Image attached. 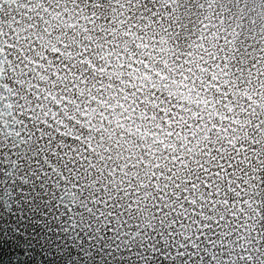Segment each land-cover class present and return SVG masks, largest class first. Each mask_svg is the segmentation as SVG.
I'll use <instances>...</instances> for the list:
<instances>
[{
    "label": "clouds",
    "instance_id": "obj_1",
    "mask_svg": "<svg viewBox=\"0 0 264 264\" xmlns=\"http://www.w3.org/2000/svg\"><path fill=\"white\" fill-rule=\"evenodd\" d=\"M76 2L0 0V252L8 251L0 264H250L248 254L251 264H264L260 218L245 206L251 220L245 219L239 201L233 206L223 203L227 173L216 178L209 192L203 183L205 174L197 167L200 161L213 165L215 149L220 146L225 147L224 156L232 154L231 146L226 144L229 135L246 143L245 133L252 131L242 126L238 130L230 127L227 133L210 129V124L218 123L223 128L225 123L217 117V112L224 115L225 110L216 101L215 81L209 83L213 75L220 77L221 84L232 79L212 67L225 55L231 64L227 71L238 79V86L232 85L233 102L238 106L231 115L245 117L240 108L245 106L243 93L248 91L259 101L256 112L264 116V76L259 82L256 78L258 71H264V0H191L205 5L203 15L210 25L204 40L196 41L201 46L190 47L191 40L182 35L180 51L185 55L180 59L159 51L148 57L153 74L157 69L167 74L163 80L151 81L159 91L157 99L162 96L164 107L169 111L175 108L179 117L173 125L176 135L163 137L167 148L159 143L161 137L151 135L160 121L144 118L143 107L133 113L127 101L124 107L119 103L125 99L123 90L129 88L127 81L133 76L139 77L133 87L149 83L143 66L131 74L121 68V62L128 64L125 56L143 54L134 47L137 41L125 37L118 24L97 20L94 26L75 12L65 11ZM125 2L119 0L120 4ZM144 2L135 0L138 4ZM163 2L148 0L149 5ZM181 2L188 4L189 0ZM79 3L87 4L88 0ZM104 3L105 8L97 11L112 16L108 6H116V0ZM102 24L108 36L99 31ZM13 29L14 34L9 36ZM154 30L155 26L141 33L145 43H152ZM89 38L92 50L100 53L92 57L99 68L87 73L90 91L84 85L71 87L74 80L79 82L71 74L53 82L57 69L33 62L59 39L67 40L75 50L76 45L87 44ZM12 41L17 42V48L8 49ZM33 44L37 47L30 50ZM182 60L189 63L182 64ZM254 61L257 67L249 73ZM237 67L244 70L242 74L234 71ZM83 68L76 65L77 70ZM248 79L251 84L245 83ZM151 91L147 88L145 96ZM62 95L70 98L66 107L55 103L54 98ZM77 100L85 106L88 118L97 120V128L101 114L109 116L100 139L92 141L94 150L86 153L79 145L77 152L68 150L67 138L58 135L59 123L45 126L42 134L39 131L46 119L64 121L67 129V113L77 114ZM257 147L264 149V143ZM80 155L90 159L81 161ZM248 155L254 157L256 153ZM260 155L264 159V151ZM170 156L178 159L173 162ZM246 164L237 161L239 170L234 173L233 183L241 171H251ZM255 166L262 167L259 163ZM157 186L166 193L160 202L165 211L153 207L159 196ZM217 187L220 197L213 203ZM251 191L249 188L248 193ZM233 207L239 219L231 216ZM205 217L224 218L215 227L218 235L211 245L205 243L208 237L197 236L199 228L194 223ZM174 219L183 226L176 227ZM201 254L203 261L196 259ZM211 255H215L214 261L207 259ZM242 255L245 259H238Z\"/></svg>",
    "mask_w": 264,
    "mask_h": 264
},
{
    "label": "snow or ice",
    "instance_id": "obj_2",
    "mask_svg": "<svg viewBox=\"0 0 264 264\" xmlns=\"http://www.w3.org/2000/svg\"><path fill=\"white\" fill-rule=\"evenodd\" d=\"M105 8L104 0H88L87 4L79 3V0L73 5L72 9H65V11H72L77 14L80 19L87 20L92 25H96L97 20L103 21V24L113 23L122 26V31L125 37L135 39L137 42L134 45L135 48L141 49L143 54H129L125 56L121 52V56H125L128 59V64L124 65L121 62V68H127L129 73H135L140 71L141 66L144 68L143 75L149 81L148 84L141 83L139 87H133V81L139 79V77L133 76L132 79L128 80L127 83L129 88L124 91V100H121L119 103L121 107H124L125 101L128 105H131V111L135 113L137 108L143 107V116L149 121H160L156 125L155 130L152 131V136H159L161 143L165 148L167 144L163 137L173 138L176 135V132L173 129V125L176 120L179 118L177 116V110L172 108L171 111L168 108L164 107L163 97L159 95V91L154 84H151L153 79H165L167 74L163 71L157 69L155 74L152 72V64L149 62L148 57L155 56L157 51L160 53L168 52L176 59H180L181 56L185 55L180 51L181 36H184L185 40H191V46L200 47L197 45L196 41H203L205 38V31L209 29L210 25L205 22V17L203 15V9L205 8L204 4L192 3L189 0L188 4H183L181 0H164L162 4L152 3L149 5L148 0H145L144 3L138 4L135 3V0H126L125 3L120 4L119 0H116V6H108V11L113 15L108 16L105 13L98 12L97 10H103ZM135 13V16H133ZM83 14V15H81ZM117 16L124 17L122 19H117ZM47 23V22H46ZM103 24L101 25L99 31L102 32L105 36H108V32L104 30ZM155 30L152 33L151 40L152 43H145V37L141 34L142 32H147L148 29L153 28ZM117 29L113 28L112 31ZM139 30V31H137ZM84 31L87 32V27L84 28ZM166 33V35H161ZM199 33V35H196ZM2 34V33H0ZM14 34L13 31L9 32V36ZM51 35V33H49ZM196 35V39H191ZM59 36V33H57ZM217 39H220L219 35L216 36ZM111 43V41H108ZM118 44V42H117ZM37 45L33 44L30 50H34ZM94 45L89 38L87 44H78L75 46L69 45L68 41L65 39H59L54 46L48 50H45L43 57H37L34 63H41L46 68L52 67L57 69L53 73V82L55 78L71 74L79 78V82L74 80L71 84L73 88H79L81 85L87 87L90 91L91 86L88 85V76L87 73L89 70L95 71L99 68V65L93 63L92 57H99L100 53L93 51ZM206 47V46H205ZM8 49L17 48V42L12 41L7 44ZM23 52V49H20ZM187 55H190L187 54ZM70 59H64L65 57ZM229 57L225 55L222 61L219 64H213V68H219L221 76L232 77L231 80L225 79L223 84L220 83V77L213 75L212 80L209 83L215 81V98L217 103L221 108L225 110V114L221 115L217 112L218 119L225 121L223 128L221 124L213 123L210 124V129L214 128L218 131L229 132V128L233 130H238V127L242 126L244 128H251L252 131L245 133V142H238L233 140L229 135L226 140V144L230 145L232 148V154L224 156L222 153L225 151L224 146H220L215 149L216 159L214 160L213 165H209L204 161H200L197 164V167L202 170L205 174L203 177V183L206 191L211 192L213 182L217 177L221 176L224 173L228 174L227 180L224 182L227 185L226 195L223 198V203L233 206L237 201L241 204L240 213L245 216V219L251 220V215L245 211V206L252 209L254 213L260 218V226L264 227V159L261 158L260 152L264 149L258 150V145L264 143V116L256 112V108L259 107V101L255 99L254 95L248 91H244L243 104L244 107L240 108V111L245 114V117H237L231 115L233 110L238 106L234 103L235 93L233 91L232 85L237 84L238 79L233 76L232 72L227 71L231 68V64L228 62ZM167 64V61L164 62ZM181 63H189V61L182 60ZM83 65V70H77L76 65ZM110 66V65H109ZM257 67L256 62L254 61L248 68V72L251 73L252 69ZM236 73H243V69L240 67L235 68ZM264 76V71H258L256 73L257 81H260V78ZM247 84H251V79L245 81ZM166 86V85H165ZM151 87L152 91L145 96V90ZM59 91V89H58ZM257 95H261L257 93ZM135 97V99H133ZM55 103L58 107H66L69 101L67 95H62L61 97H56ZM77 103V114L67 113V120L70 122L65 129L64 121H57L53 119L51 122L49 120H44L40 126V133L42 134L45 126L54 127L59 123L57 129L58 135L64 136L68 141V150L70 152H77V145L86 153L87 151H93L92 141L93 139H100V131L102 128L107 127V120L109 116L107 113H102V120L100 122V128H97V120L89 119L88 113L84 110L85 106H80L79 101ZM151 105L155 110L149 111V108L145 105ZM171 107V106H169ZM31 108L28 109L29 116L28 119L32 118ZM183 113H180L182 116ZM257 117L253 120V117ZM243 121V123H242ZM183 135V132L180 133ZM63 147V145H62ZM212 144L209 143L208 148L212 149ZM256 153L254 157H249L248 153ZM90 159L86 155H80V160L85 161ZM169 159L175 162L177 157H169ZM218 160V162H217ZM237 161L241 163L247 162L246 167L250 168L251 171H241V176L235 178V183H233L234 173L238 171ZM183 163H190L191 161H182ZM259 163L262 167H256L255 164ZM158 167V165H157ZM246 176V179H245ZM199 178V177H198ZM251 188L252 191L248 193V189ZM157 191L159 196L156 198L157 202L153 205L158 212L165 211L164 205L160 202L166 198V193L159 190L157 186ZM227 193H230L228 195ZM248 193L246 196L245 194ZM131 195V193H129ZM184 195H187L185 190ZM220 197L219 187H217L216 192L212 196V202L214 203L217 198ZM259 197V199H255ZM101 203H105L102 201ZM192 203H195L194 201ZM196 210L193 209V212ZM123 215V213H121ZM231 216L239 219V214L236 212L235 208H232ZM223 217H217L211 219L210 217H205L204 219L197 218L194 223L198 225L199 231L197 236L201 239L208 237L205 241L206 245H211L214 243V237L218 235L215 232V227L219 225ZM172 223L176 227H182L183 224L176 221L175 219ZM211 233V236H209ZM164 233H161L163 235ZM171 235V232H169ZM257 237L260 238V233H256ZM195 247V246H193ZM183 245H181V249ZM258 250V249H257ZM246 251V250H245ZM200 259L203 261L204 256L201 254ZM208 260L214 261L215 255L207 257ZM238 259H245L242 255ZM248 259L251 264V256L248 254ZM163 264H167L166 261Z\"/></svg>",
    "mask_w": 264,
    "mask_h": 264
},
{
    "label": "water",
    "instance_id": "obj_3",
    "mask_svg": "<svg viewBox=\"0 0 264 264\" xmlns=\"http://www.w3.org/2000/svg\"><path fill=\"white\" fill-rule=\"evenodd\" d=\"M8 257V251L4 250L0 252V259H6Z\"/></svg>",
    "mask_w": 264,
    "mask_h": 264
}]
</instances>
